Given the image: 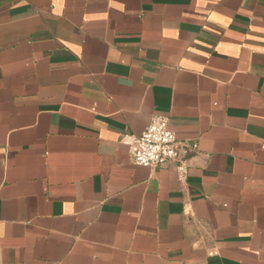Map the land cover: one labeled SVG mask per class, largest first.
I'll return each mask as SVG.
<instances>
[{
  "label": "crops",
  "instance_id": "crops-1",
  "mask_svg": "<svg viewBox=\"0 0 264 264\" xmlns=\"http://www.w3.org/2000/svg\"><path fill=\"white\" fill-rule=\"evenodd\" d=\"M0 264H264V0H0Z\"/></svg>",
  "mask_w": 264,
  "mask_h": 264
},
{
  "label": "built area",
  "instance_id": "built-area-1",
  "mask_svg": "<svg viewBox=\"0 0 264 264\" xmlns=\"http://www.w3.org/2000/svg\"><path fill=\"white\" fill-rule=\"evenodd\" d=\"M181 147L171 128L170 117L154 114L145 130L132 138L130 158L135 165L153 169L175 163L180 180L185 181L189 167L179 158Z\"/></svg>",
  "mask_w": 264,
  "mask_h": 264
},
{
  "label": "water",
  "instance_id": "water-1",
  "mask_svg": "<svg viewBox=\"0 0 264 264\" xmlns=\"http://www.w3.org/2000/svg\"><path fill=\"white\" fill-rule=\"evenodd\" d=\"M186 148H188L187 146H185V145H182V147H181V151H180V155H179V158H180V160H182L181 159V156H182V152L184 151V149H186Z\"/></svg>",
  "mask_w": 264,
  "mask_h": 264
}]
</instances>
